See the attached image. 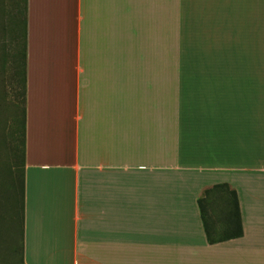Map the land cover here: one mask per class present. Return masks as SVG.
Segmentation results:
<instances>
[{"label":"crops","instance_id":"crops-1","mask_svg":"<svg viewBox=\"0 0 264 264\" xmlns=\"http://www.w3.org/2000/svg\"><path fill=\"white\" fill-rule=\"evenodd\" d=\"M24 99L21 264H264V0H26Z\"/></svg>","mask_w":264,"mask_h":264},{"label":"rangeland","instance_id":"rangeland-1","mask_svg":"<svg viewBox=\"0 0 264 264\" xmlns=\"http://www.w3.org/2000/svg\"><path fill=\"white\" fill-rule=\"evenodd\" d=\"M25 0H0V264H21ZM216 216L226 203L207 202Z\"/></svg>","mask_w":264,"mask_h":264},{"label":"trees","instance_id":"trees-1","mask_svg":"<svg viewBox=\"0 0 264 264\" xmlns=\"http://www.w3.org/2000/svg\"><path fill=\"white\" fill-rule=\"evenodd\" d=\"M25 10H26V0H25ZM22 103L24 105L25 103V32H24V64H23V79H22ZM22 147L24 146V119H25V109L23 107V111H22ZM22 166H23V158H22ZM23 186V185H22ZM219 187H213L212 189L204 192V196L200 199H198V206L200 208V215H201V219H202V224H203V228H204V232L206 235V239L207 242L209 244L215 243V242H219V241H223L224 239H214L213 237V231L209 228L207 222H206V205H207V196L216 189H219ZM230 196H231V200H232V204H233V208H234V215H235V230L231 233L232 235H230L229 237L227 236L226 239L232 238V237H239L242 234L240 225H239V214H238V205H237V200H236V195L233 191L229 192Z\"/></svg>","mask_w":264,"mask_h":264}]
</instances>
